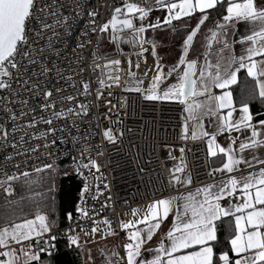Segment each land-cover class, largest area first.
<instances>
[{"label":"snow or ice","instance_id":"1","mask_svg":"<svg viewBox=\"0 0 264 264\" xmlns=\"http://www.w3.org/2000/svg\"><path fill=\"white\" fill-rule=\"evenodd\" d=\"M103 7L0 0V148L12 150L3 159L16 169L0 176V190L6 205L33 206L0 217V264H57L61 237L84 255L89 241L79 233L101 228L104 239L120 237L101 252L102 264H264V0H121L106 17ZM160 33L178 50L174 62L159 53ZM242 70L252 83L237 97ZM88 71L98 75L84 79ZM113 89L180 106L171 134L179 144L163 145L173 162H162L167 179L158 174L159 188L151 184L147 202L117 224L101 216L112 198L97 159L102 144L92 142H122L128 97L118 106ZM94 104L105 111L93 114ZM92 115L97 128L81 133ZM193 151L204 155L196 180ZM19 156L30 170L11 163ZM73 179L74 213L57 216L64 181ZM14 185L29 194L7 199ZM101 197L98 208L90 204ZM86 264H95L90 251Z\"/></svg>","mask_w":264,"mask_h":264},{"label":"built area","instance_id":"2","mask_svg":"<svg viewBox=\"0 0 264 264\" xmlns=\"http://www.w3.org/2000/svg\"><path fill=\"white\" fill-rule=\"evenodd\" d=\"M141 2H144V0H141ZM146 2L150 4L153 0H146ZM120 3L121 0H92V6L98 8L101 5L104 6L101 15L105 17L110 13L112 7L118 6ZM83 25L84 20L77 26V31ZM60 47H63V45ZM67 56L71 59L72 53L69 51ZM73 71H75V68ZM97 75L98 73L88 71L85 73L84 79L94 78ZM71 91L73 89H69V92ZM113 93L114 95L109 99L118 106L123 97H128L127 107L119 109L125 129L122 142H118L116 145H108L103 143L98 135L94 137L92 142L93 144H102L104 155L98 156L97 159L104 165L101 172L110 185L112 198L111 207L106 208L101 213V216L107 217L113 224H117L121 213L130 212L131 208L140 207L147 202L150 198L151 184H156L157 188H159L157 183L158 174L162 173L165 180L167 179L168 167L164 166L162 162L167 161L168 165L173 162L168 161V153L161 155L159 150L165 143L179 144V141L174 140L171 134L178 131L173 126L179 123L180 106L176 104L150 105L142 101L138 94L124 93L120 89H113ZM88 100L92 101L93 98L89 97ZM104 111V108L97 109L95 104L93 105V114ZM125 112L127 115H124ZM96 119L97 116L92 115L91 128L88 122H82L80 124V132L84 133L86 130L96 129ZM109 123L110 121L103 120L104 126ZM128 128H131L132 131L128 132ZM67 147H71V145L69 144ZM191 147L195 149L196 145H191ZM176 150L178 152V148ZM11 151V149L0 148V176L3 175L5 170L9 172L16 171V169L11 167V164L3 159L4 155L11 153ZM196 157H199V159H196ZM25 159L26 157L24 156L15 157L11 163H20L22 170H30V162L27 165L22 163ZM188 159L189 163L193 165V179L196 180V173L203 166L204 155L202 152L193 151L188 153ZM149 161H152V163H149ZM196 165L200 167L198 168ZM140 168H143L144 171L141 172ZM201 175H203V172H201ZM167 194L172 195L174 193L169 191ZM102 202L103 197L100 198L99 202L90 201V204H95L98 208ZM96 219H100V217H96ZM82 223L87 225L89 222L84 221ZM73 226L75 227L76 225L74 224ZM61 227L63 228L64 225ZM103 232L104 228H101L98 233L103 234ZM120 236L122 237L123 233ZM116 239L119 245L120 237H116ZM62 242L65 243L63 237L58 241V245Z\"/></svg>","mask_w":264,"mask_h":264},{"label":"trees","instance_id":"3","mask_svg":"<svg viewBox=\"0 0 264 264\" xmlns=\"http://www.w3.org/2000/svg\"><path fill=\"white\" fill-rule=\"evenodd\" d=\"M252 81L250 78L246 77V74L241 71L238 75V85H234V94L239 97L241 89L247 90V85L251 84ZM257 107L253 108V112L257 110ZM80 187V181L73 179L71 181H64L63 189L58 197V212L57 216L60 215L61 211L67 210L74 213L75 204L78 202V189ZM29 193L22 190L19 185H14L13 187V196L7 197V199H15L20 201L21 195H28ZM20 208L23 209V212H20ZM13 210L16 211L17 215H27L33 211V206L28 201L20 202L19 206L17 205H6L5 203V194L0 190V217L11 216ZM63 225V224H62ZM61 225V226H62ZM223 238V234H222ZM83 257L79 255L77 251H74L72 248L66 246V243L62 242L58 245L57 253V264H83Z\"/></svg>","mask_w":264,"mask_h":264},{"label":"rangeland","instance_id":"4","mask_svg":"<svg viewBox=\"0 0 264 264\" xmlns=\"http://www.w3.org/2000/svg\"><path fill=\"white\" fill-rule=\"evenodd\" d=\"M108 47H111V46H108ZM166 48H173V47H166ZM126 51H127V49H126ZM159 151H160L161 155H165L168 153L169 149L164 148V147H160ZM173 155H179L177 150L173 151ZM79 235L81 236V244L84 243L85 239H87L89 241L87 243V245L84 247V255H82L84 264H86V256H87L89 251L92 253V255L95 258V264H102L101 252L105 248H109V245H110L109 239L110 238L104 239V238H102L103 234H100V233H97L94 237H84L83 233H80ZM113 239L115 242L117 241L116 238H113Z\"/></svg>","mask_w":264,"mask_h":264},{"label":"crops","instance_id":"5","mask_svg":"<svg viewBox=\"0 0 264 264\" xmlns=\"http://www.w3.org/2000/svg\"><path fill=\"white\" fill-rule=\"evenodd\" d=\"M157 14L158 13H155V12L153 13L154 16L157 15ZM159 35H160V38L164 41L163 44H162V47L159 49L160 55H162L165 58L166 61L174 62L175 59L177 58V51H178L176 46H175V44L173 42H171L170 40L166 39V34L160 33ZM166 47H173V48H166ZM236 48L238 50L239 49V45H236ZM151 63H152V61H151V59H149V64H151ZM238 75H239V73H238ZM129 218H131L130 212L121 213L119 215V221L120 220H126V219H129ZM108 238H110L109 239L110 240L109 241L110 242L109 248H111L113 246H118V241L115 242L114 239H113V238H116V237H108Z\"/></svg>","mask_w":264,"mask_h":264}]
</instances>
